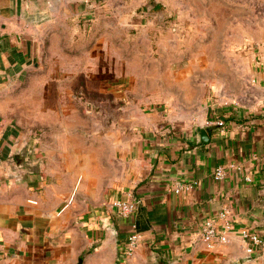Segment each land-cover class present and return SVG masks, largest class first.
Masks as SVG:
<instances>
[{"label": "crops", "instance_id": "obj_1", "mask_svg": "<svg viewBox=\"0 0 264 264\" xmlns=\"http://www.w3.org/2000/svg\"><path fill=\"white\" fill-rule=\"evenodd\" d=\"M167 5L166 0H0V94L45 69L50 42L65 38L64 45H74L110 14L127 23L138 10L133 19L138 27L159 25ZM259 41L255 52L244 54L258 95L241 105L211 101L203 93L193 106L203 112L198 124L162 125L142 94L123 95L118 128L80 120L96 112H71L63 98L54 112L43 108L38 121L2 118L0 264H264V246L248 253L240 234L252 227L264 236V33ZM51 79L38 81L47 86ZM95 79L111 90V78ZM119 80L128 84L126 76ZM110 97L118 100L111 93L102 99ZM50 113L55 120L49 121ZM110 115L107 107L104 116ZM214 120L223 124L211 125ZM35 131L41 138L30 135ZM231 163L237 168L214 178L218 166ZM180 184L191 187L177 193ZM137 197L143 205L129 218L108 206L114 198ZM224 206L234 230L228 243L209 249L200 239L201 225ZM133 222L141 242L122 258Z\"/></svg>", "mask_w": 264, "mask_h": 264}, {"label": "rangeland", "instance_id": "obj_2", "mask_svg": "<svg viewBox=\"0 0 264 264\" xmlns=\"http://www.w3.org/2000/svg\"><path fill=\"white\" fill-rule=\"evenodd\" d=\"M166 1L159 25L138 27L133 20L136 9L127 23L111 14L96 20L90 31L79 33L74 45H64L65 38L60 44L50 42L43 55L45 69L31 73L10 93L0 94V121L11 117L38 121L43 108L54 112L63 98L71 112H96V117L80 120L118 128L123 95L142 94L149 100L144 102L147 109L159 114L162 125L186 127L201 121L203 112L193 106L204 95L218 103L241 105L257 96L251 64L244 54L250 45L259 48L263 44L259 39L264 33V0ZM123 76L128 78L126 85L119 80ZM41 77H59L65 83L59 85L51 79L46 86L38 81ZM104 77L112 79L111 90L95 79ZM184 88L189 93L185 94ZM191 89L195 93H190ZM105 93L118 100L110 97L104 102ZM105 103L112 109L111 117L104 116ZM50 116L49 121L57 117L54 113ZM34 127L39 129L38 124ZM40 131L30 135L38 138Z\"/></svg>", "mask_w": 264, "mask_h": 264}, {"label": "built area", "instance_id": "obj_3", "mask_svg": "<svg viewBox=\"0 0 264 264\" xmlns=\"http://www.w3.org/2000/svg\"><path fill=\"white\" fill-rule=\"evenodd\" d=\"M256 49L257 47L252 44L249 46L248 51L255 52ZM209 123L211 125L223 124V122L220 120H214L212 122L210 121ZM236 168V164L233 163L218 166L215 169L213 176L215 179L221 180L226 177L230 170ZM245 178L247 181H252L251 176H246ZM185 187L190 188L191 186H184V184H180L175 188V191L179 193ZM142 205L143 199L139 197L131 199L114 198L108 203V206H110V208H112L119 216L123 218H129L132 216ZM230 216L231 210L227 206H224L221 210H219L216 218H208L203 222L201 225L200 239L206 244L207 248L213 249L219 244H226L230 241V232L234 230L233 223L229 219ZM219 222H221V226L219 225ZM240 234L247 243L248 253H252L259 247L264 246V236L261 235V233L255 228H243ZM141 238V232L138 230L137 224L134 222L131 223L128 238L121 250V257L127 258L132 256L136 248L139 246Z\"/></svg>", "mask_w": 264, "mask_h": 264}, {"label": "water", "instance_id": "obj_4", "mask_svg": "<svg viewBox=\"0 0 264 264\" xmlns=\"http://www.w3.org/2000/svg\"><path fill=\"white\" fill-rule=\"evenodd\" d=\"M201 141L203 143H206L208 141V134L204 128L201 130Z\"/></svg>", "mask_w": 264, "mask_h": 264}]
</instances>
